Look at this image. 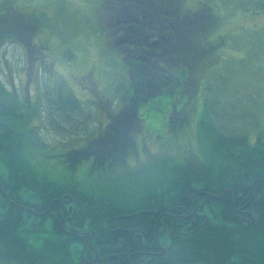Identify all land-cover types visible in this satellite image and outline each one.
Here are the masks:
<instances>
[{
  "label": "trees",
  "instance_id": "obj_1",
  "mask_svg": "<svg viewBox=\"0 0 264 264\" xmlns=\"http://www.w3.org/2000/svg\"><path fill=\"white\" fill-rule=\"evenodd\" d=\"M5 1L0 7L9 3ZM205 4L198 39L197 31L196 39H184L183 63L174 62L168 71H160L166 74L157 82L161 91L147 99L167 97L165 106L180 105L176 106L179 117L185 115L190 99L198 105L200 81L209 72L202 78L201 73L217 62L212 51L222 44V39L211 40L210 52L200 44L220 22L219 14ZM255 5L264 9V0H255ZM204 20L209 28L205 34ZM11 24L1 26L0 35L19 34ZM172 55L176 61L177 51ZM195 68L197 82L191 78ZM124 90L121 85L117 95H124ZM14 95L0 81V264H264V209L256 207L257 192L264 193V139L260 136L250 141L246 132L228 130L224 113L217 118L204 101L198 127L195 123L193 131L195 119L179 121L173 136L164 135L162 151L171 149L175 139L178 148L173 151L180 153L187 143L183 141L195 132L204 145L203 151L200 145L195 148L203 153L201 160L190 157L193 147H186L184 159L167 168L164 176L149 178L132 191H126L121 180L90 181L95 185L57 182L30 161L39 158L34 157L35 136L24 129L32 114L26 117L20 112ZM137 95L142 97L144 91ZM49 105L63 120L83 109L71 92H57ZM160 132L168 134L165 126ZM228 187L232 209L241 197L248 201L254 196L248 207H253L252 222L230 210L228 193L221 197Z\"/></svg>",
  "mask_w": 264,
  "mask_h": 264
},
{
  "label": "rangeland",
  "instance_id": "obj_2",
  "mask_svg": "<svg viewBox=\"0 0 264 264\" xmlns=\"http://www.w3.org/2000/svg\"><path fill=\"white\" fill-rule=\"evenodd\" d=\"M97 1L8 0L20 11L40 17L30 39L13 32H8L7 37L3 36V32L0 35V81L3 85L13 94H22L26 74L30 69L33 72L30 75L32 80L28 81V93L36 101V108L33 111L27 109L26 116L35 113L30 123L25 124L27 127L23 128L27 130L29 127L27 132L35 136L32 138L36 142L33 146L34 157L39 158L30 161L40 173L60 182L80 180L95 185L90 181L97 180L95 177L102 172L99 168H89L93 161L85 157L79 158L71 167L67 164L76 156L72 154V144L78 147L79 140L98 127L101 116L95 104L85 101V93L74 82L76 75L91 59L96 61L104 70L99 85L106 93L107 85L110 89L112 80L120 70L117 50L101 48L104 41L100 31L102 23L100 25L96 20L100 18L98 13L96 15ZM204 1L212 3L213 12L219 14L220 22L213 32L215 36L211 38L215 41L222 39V44L212 51L218 57L217 62L210 63L208 69L206 67L201 73L202 78L209 72L200 81L202 94L200 98L197 97L198 110L192 129L194 131L195 123L198 127L203 102L206 101L215 110L217 118L226 116V125L231 128L228 130L246 132L250 141L257 136L264 139V9L255 8V0H187L184 5L194 8ZM99 13L101 15L102 11ZM28 42L36 46L42 43L43 50L45 46L44 51L57 61L54 72L42 67L39 69V63L27 61ZM70 53L75 57L72 62L65 59ZM105 70L109 76L107 81ZM57 92L64 95L74 92L85 110L81 108L76 115L70 114L63 120L49 105L55 100ZM113 100L117 102L118 97L115 96ZM166 100L167 97L152 99L144 103L140 111L146 129H151L160 137H164L160 130L164 128ZM117 105H111L113 111ZM82 116L85 118L82 119ZM133 128L136 133L143 129L136 119ZM183 142H187L185 148L193 147L188 151L190 157L202 159L203 153L195 149L198 145L202 146V151L204 148L197 133L193 132ZM177 145L173 144L164 153L153 146L154 153L144 162V167L134 169L129 176L115 182L121 180L124 189L132 191L149 178H161L167 168L184 159L182 151L185 148L180 153L173 151L177 150ZM129 160L133 161L131 158Z\"/></svg>",
  "mask_w": 264,
  "mask_h": 264
},
{
  "label": "flooded vegetation",
  "instance_id": "obj_3",
  "mask_svg": "<svg viewBox=\"0 0 264 264\" xmlns=\"http://www.w3.org/2000/svg\"><path fill=\"white\" fill-rule=\"evenodd\" d=\"M0 2L6 1L1 0ZM184 3L185 0H100L96 7L100 17L97 18V21L100 25L102 23L104 42L101 48L105 47L109 51H112V49L117 50V58L120 62L117 65L120 70L118 76L116 74V77L112 80L110 89L107 85L106 93H103L105 89L102 91L99 85L104 70L96 61L91 59L76 75L74 82L85 93V101L95 104L100 109L101 116L98 127L93 128L91 134L79 140L78 147L72 144L71 151L76 157L68 164L71 167L79 159L77 155H80V158H89L93 161L89 168L92 170L102 169V172L95 177L97 180H93L97 183L106 184L109 181L127 177L129 172L134 169L144 167V162L154 153L153 146L157 147L158 152L163 151V142L167 137H160L152 133L151 129H146L141 118L143 114L139 110L141 106L143 107L144 102H148L147 99L150 95L161 91L157 82L162 81L166 74L160 75V71H168L169 68H172L174 62L183 63L180 59L183 53L184 39H196L194 31H197L198 39L200 29H197V26L200 18H203L200 13L206 14L207 8L203 5L189 8L185 7ZM105 7H108V10H105ZM101 11L102 14L100 15L99 12ZM36 19V14L20 11L19 7L13 4L6 3L0 7V27H7L8 21H11L14 24L12 29L19 32V35L28 37V39L31 38V32H35ZM202 30L204 34L207 30L209 31L205 20ZM212 35L214 34L208 32L207 39L200 43L208 47V52L213 47L211 40L215 42L211 38ZM26 45L29 56L28 61L37 62L39 68H46L51 72L56 70L54 67L57 63L56 59H51V56L44 51L45 46L43 50L42 43L36 46L28 42ZM174 51L179 54L178 57H175L176 61H174L172 55ZM68 62H72L71 59ZM176 65L178 66V64ZM200 67L201 65L198 66V71ZM31 73L33 72L30 69L26 74L27 78L25 79L23 93L14 95L15 103L19 108L20 102V112L25 116L28 114L27 109L33 111L36 108V101L28 93V81L32 80ZM57 74L59 73L57 72ZM105 75V81H107L109 76L106 70ZM191 78L195 82L198 81L197 68L194 69ZM121 85L125 90L124 95L120 97L117 92ZM140 91H144L142 97L137 95ZM115 96L118 97L117 102L113 100ZM186 103L190 104L187 108H184L185 115L183 117L176 114V106H180L177 103L175 105L170 103L166 106L163 125L168 134L162 133L163 135L173 136L174 126L179 121L190 123L195 119L197 113L195 102L190 99ZM116 104L118 105L113 111L111 105ZM32 115L30 116L31 119L29 117V121L32 120ZM135 119L138 126L143 127L142 131L137 133L133 128ZM17 122L19 124V118ZM174 140L171 141L170 146H172ZM177 141L179 142V136ZM251 192L253 193V188H251ZM226 193H228L230 210L234 211L243 220H248V217L251 216L250 211L253 210L252 206H250V209L248 207L253 204L254 196H251L248 201H244L246 198L242 199L241 197L237 207L232 209L231 188H226L221 197ZM256 207L264 209L263 192H257ZM193 213L194 210L186 217H190ZM193 223L194 220H191L190 224Z\"/></svg>",
  "mask_w": 264,
  "mask_h": 264
},
{
  "label": "bare ground",
  "instance_id": "obj_4",
  "mask_svg": "<svg viewBox=\"0 0 264 264\" xmlns=\"http://www.w3.org/2000/svg\"><path fill=\"white\" fill-rule=\"evenodd\" d=\"M12 118V117H11ZM13 122V121H12ZM21 132H23V131H21ZM29 144V143H28ZM4 153V152H3ZM3 157V156H2ZM58 182V181H57ZM3 189V188H2ZM230 189V188H229ZM10 191V190H9ZM212 194V193H211ZM203 198V197H202ZM74 199V198H73ZM32 208V207H31ZM254 223V222H253ZM186 230V229H185ZM162 247V246H161Z\"/></svg>",
  "mask_w": 264,
  "mask_h": 264
},
{
  "label": "water",
  "instance_id": "obj_5",
  "mask_svg": "<svg viewBox=\"0 0 264 264\" xmlns=\"http://www.w3.org/2000/svg\"><path fill=\"white\" fill-rule=\"evenodd\" d=\"M172 210H174V209H172ZM163 251H164V249H163ZM85 264H87V263H85Z\"/></svg>",
  "mask_w": 264,
  "mask_h": 264
}]
</instances>
